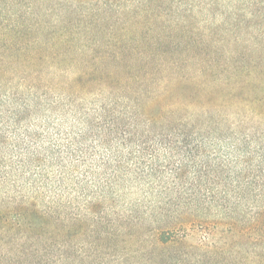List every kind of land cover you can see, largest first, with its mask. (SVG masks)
Returning <instances> with one entry per match:
<instances>
[{
  "label": "trees",
  "instance_id": "16d2710c",
  "mask_svg": "<svg viewBox=\"0 0 264 264\" xmlns=\"http://www.w3.org/2000/svg\"><path fill=\"white\" fill-rule=\"evenodd\" d=\"M37 34L0 44V264H264L263 61L148 96Z\"/></svg>",
  "mask_w": 264,
  "mask_h": 264
},
{
  "label": "rangeland",
  "instance_id": "374dc122",
  "mask_svg": "<svg viewBox=\"0 0 264 264\" xmlns=\"http://www.w3.org/2000/svg\"><path fill=\"white\" fill-rule=\"evenodd\" d=\"M40 31L75 35L62 68L97 66L107 78L131 77L148 96L207 71V83L229 78L236 73L232 60L247 51L264 65V0H0L1 45L32 46ZM86 49L90 55L82 58ZM169 62L190 66L158 67ZM192 235L189 243H197L200 233Z\"/></svg>",
  "mask_w": 264,
  "mask_h": 264
}]
</instances>
